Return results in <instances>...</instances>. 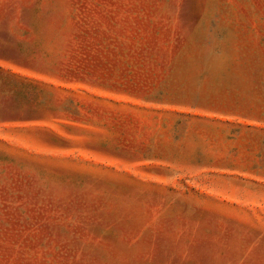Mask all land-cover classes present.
I'll list each match as a JSON object with an SVG mask.
<instances>
[{
    "label": "rangeland",
    "instance_id": "1",
    "mask_svg": "<svg viewBox=\"0 0 264 264\" xmlns=\"http://www.w3.org/2000/svg\"><path fill=\"white\" fill-rule=\"evenodd\" d=\"M0 264H264V0H0Z\"/></svg>",
    "mask_w": 264,
    "mask_h": 264
}]
</instances>
